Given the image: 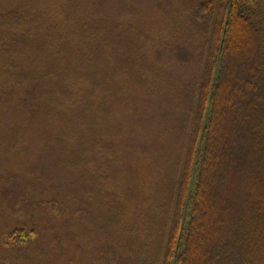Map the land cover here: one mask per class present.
<instances>
[{"label":"rangeland","instance_id":"rangeland-1","mask_svg":"<svg viewBox=\"0 0 264 264\" xmlns=\"http://www.w3.org/2000/svg\"><path fill=\"white\" fill-rule=\"evenodd\" d=\"M13 1L0 0V13ZM195 2L110 0L89 66L100 111L55 126L0 107V264H157L185 142L190 92L176 80ZM17 229L35 237L7 240Z\"/></svg>","mask_w":264,"mask_h":264},{"label":"trees","instance_id":"trees-1","mask_svg":"<svg viewBox=\"0 0 264 264\" xmlns=\"http://www.w3.org/2000/svg\"><path fill=\"white\" fill-rule=\"evenodd\" d=\"M259 3L196 0L184 21L189 25L181 35L187 58L176 83L190 92V101L181 103L187 111L181 121L185 142L169 191L167 234L153 257L157 264H264ZM12 4L16 9L0 13V89L9 91L0 94L1 110L15 106L49 125L61 118L69 123L76 111H100L94 110L98 85L92 83L95 67L89 66L105 41L110 0ZM6 55L11 57L5 60ZM29 237L35 233L17 229L7 240L25 243Z\"/></svg>","mask_w":264,"mask_h":264}]
</instances>
